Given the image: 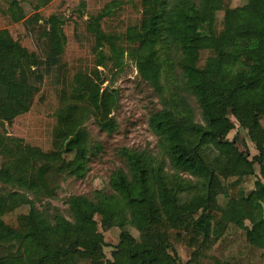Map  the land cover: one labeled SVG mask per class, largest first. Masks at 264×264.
Instances as JSON below:
<instances>
[{
	"label": "trees",
	"instance_id": "trees-1",
	"mask_svg": "<svg viewBox=\"0 0 264 264\" xmlns=\"http://www.w3.org/2000/svg\"><path fill=\"white\" fill-rule=\"evenodd\" d=\"M52 1L0 0V10L24 20L23 5L38 11ZM227 1L141 0L140 20L121 34L102 26L116 1L92 16L86 30L94 68L61 88L50 152L8 136L5 125L32 110L45 75L61 68L65 21L58 15L44 21V59L0 30V157L13 160L23 150L11 173L0 167V183L11 189L0 192V264H264V0L235 8ZM126 57L162 106L149 118L156 151L121 149L123 166L110 176L109 190L71 196L70 218L38 208L55 197L58 177L84 179L103 151L91 140L88 120L117 132L112 114L119 102L104 90L99 69L121 73ZM232 117L255 155L245 139L228 138ZM256 165L260 177L251 191L231 198L223 183L218 189L223 181L256 177ZM220 195L228 199L224 207ZM23 206L30 207L23 224H7L4 217ZM100 228L120 231L111 259ZM174 237L192 249L187 262Z\"/></svg>",
	"mask_w": 264,
	"mask_h": 264
},
{
	"label": "rangeland",
	"instance_id": "rangeland-1",
	"mask_svg": "<svg viewBox=\"0 0 264 264\" xmlns=\"http://www.w3.org/2000/svg\"><path fill=\"white\" fill-rule=\"evenodd\" d=\"M116 1V2H115ZM115 2L112 7L113 14L107 17L102 26L108 33H125L126 30L141 18V0H54L46 7L34 11L28 5H23L24 20H18V16L10 10L4 14L0 10V30H8L12 36L31 52H35L41 58L46 57L45 40L42 33L45 28L44 21L53 15L61 16L65 21V33L68 43L62 59L60 69L45 75L44 83L35 99L32 110L19 118L12 125H5V132L10 137L24 140L26 145L37 147L45 152L53 149V133L56 127V112L60 107L59 93L62 87L72 83L77 73L90 72L94 68L95 57L92 54L94 42L86 30V25L92 16H96L108 5ZM247 0L227 1L232 7H240L246 4ZM84 4V7L81 5ZM35 15H39V20ZM207 15V13H206ZM29 19H32L30 21ZM124 69L121 73L114 70L100 68L102 79H105L104 90L109 87L117 96L119 108L112 114L118 123L117 132L109 135L102 132L94 119L86 122V127L94 143H99L103 151L89 165V171L84 179H77L68 176L57 178V191L52 199L46 198L37 203L40 209H59L62 214L70 218L67 201L71 196H86L93 198L95 193L101 190H109V180L112 173L122 167L119 152L123 148L128 149H150L156 151L158 145L157 137L149 127V118L152 112L162 108L159 98L153 88L143 83L133 61L126 57ZM170 87L171 82L168 81ZM190 104L195 108L198 121L201 120L200 110L195 100L191 97ZM235 129L229 134L232 141L237 136L245 139L250 152L255 155L254 144L250 141L247 131L242 129L236 119L232 117ZM239 146H243L239 141ZM22 149H19L13 160H6L0 157V167L9 174L19 164L22 156ZM260 177V167L256 165V177L246 179L244 182H236L235 179L223 181L217 184L218 189L222 186L228 191L229 197H239L243 191L254 189L256 178ZM11 190L0 183V192ZM228 199L224 195L219 196V203L225 206ZM30 210L29 206H23L7 214L4 220L10 226L18 228L23 224L25 216ZM99 220V217L97 218ZM105 241L108 246L105 253L108 259L112 257V251L119 242L120 231L113 228L104 231ZM134 232V231H133ZM136 235V233L134 232ZM174 247L178 256L183 262H187L192 254V249L184 243L173 238ZM35 253H30L32 258Z\"/></svg>",
	"mask_w": 264,
	"mask_h": 264
}]
</instances>
